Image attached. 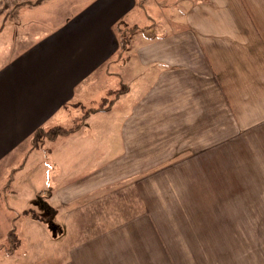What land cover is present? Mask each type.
I'll return each mask as SVG.
<instances>
[{
	"label": "crops",
	"instance_id": "0c3cea01",
	"mask_svg": "<svg viewBox=\"0 0 264 264\" xmlns=\"http://www.w3.org/2000/svg\"><path fill=\"white\" fill-rule=\"evenodd\" d=\"M52 1L0 9L12 222L66 264H264V0Z\"/></svg>",
	"mask_w": 264,
	"mask_h": 264
},
{
	"label": "rangeland",
	"instance_id": "374dc122",
	"mask_svg": "<svg viewBox=\"0 0 264 264\" xmlns=\"http://www.w3.org/2000/svg\"><path fill=\"white\" fill-rule=\"evenodd\" d=\"M41 1L42 0H0V9H5L8 4L10 5L9 9L15 10L17 7H19V5H35ZM88 3H90V0H54L45 7H48V9L60 10H68L72 7V9L81 10L85 5L87 6ZM144 6L147 8V2H144ZM166 9L165 11L168 13L169 9ZM63 13H65V11H62L61 15H49L46 17V23L48 25L50 24L51 27L55 26L56 24H60L62 20L64 21V19L68 17L66 13ZM142 23V26L145 27L146 21L143 20ZM48 28L49 27H47V29ZM123 30H125L123 32L125 38L124 49H127L126 42L129 43V38L132 35L134 29L127 27ZM32 39H34V37L30 38V40ZM64 133L67 132L64 131ZM44 135L46 134L43 131L36 136L39 138ZM34 193L35 192L30 193L29 191L25 192V195H23L21 198H25L23 201L27 200L26 202H28L30 196L35 198ZM15 198L18 197L16 196ZM9 206L10 202H6L4 192L0 191V210L2 212L0 213V256H2V251H15L14 254H10V256L6 255L7 258L1 264H66L69 258L64 251V245L62 243V240L65 239L61 237L56 241L57 245H54L53 241H50L49 239L45 240L41 235H39V233L33 232L34 230L40 231L39 226L27 224L26 222H23L24 218L18 219L19 217L16 219V222H12L11 218L14 217V215H12L10 212L11 210ZM34 211L35 212H32V214L29 215H35L39 219H47V215L44 211L39 209V207H37ZM15 225L16 228L21 226L20 230L17 229V234L19 235L18 231H21V235L17 236V234H15V236L13 235L12 238L7 237V232ZM61 225L64 226V224ZM60 248H62L63 251H61Z\"/></svg>",
	"mask_w": 264,
	"mask_h": 264
},
{
	"label": "trees",
	"instance_id": "16d2710c",
	"mask_svg": "<svg viewBox=\"0 0 264 264\" xmlns=\"http://www.w3.org/2000/svg\"><path fill=\"white\" fill-rule=\"evenodd\" d=\"M123 36H124V35H123ZM124 45H125V44H124V40L122 39V47H123ZM42 132H43V130H39V131L37 132L36 135H39V133H42ZM47 133L51 134L52 137H54L55 135H58V134H60V133H64V131H63L61 128H53L52 130L48 131ZM32 217L35 218V219L41 220V219L37 218V216H35V215H32ZM13 235L15 236V233H14V231L12 230L11 233H10V235H9V237L12 238Z\"/></svg>",
	"mask_w": 264,
	"mask_h": 264
}]
</instances>
